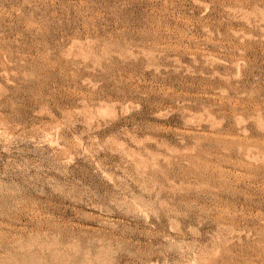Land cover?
<instances>
[{
    "label": "rangeland",
    "instance_id": "1",
    "mask_svg": "<svg viewBox=\"0 0 264 264\" xmlns=\"http://www.w3.org/2000/svg\"><path fill=\"white\" fill-rule=\"evenodd\" d=\"M0 264H264V0H0Z\"/></svg>",
    "mask_w": 264,
    "mask_h": 264
}]
</instances>
